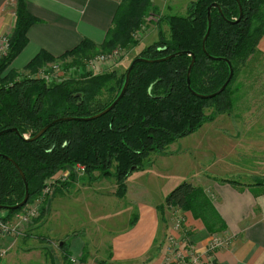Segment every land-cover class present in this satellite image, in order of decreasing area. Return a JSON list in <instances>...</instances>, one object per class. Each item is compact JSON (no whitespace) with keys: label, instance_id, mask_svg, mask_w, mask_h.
Instances as JSON below:
<instances>
[{"label":"trees","instance_id":"1","mask_svg":"<svg viewBox=\"0 0 264 264\" xmlns=\"http://www.w3.org/2000/svg\"><path fill=\"white\" fill-rule=\"evenodd\" d=\"M238 1L242 17L236 24L227 22L239 17L235 0H195L184 16L161 17L157 24L167 26L168 37L160 30L158 41L142 49L131 62L136 58L157 60L179 52L184 54L163 62L137 63L125 94L109 112L91 121L56 124L38 139L29 141L56 119L87 118L105 110L118 96L127 70L120 79H116L115 73L107 72L83 82L68 80L54 86H47L42 80L16 77L17 71L7 70L26 46L28 28L38 23V19L27 12L23 0H15L9 51L0 60V132L17 129L20 135L10 132L0 136V155L10 158L22 171L28 185V202L40 195L58 172L75 166L83 167L90 175L97 172L101 177H114L118 184L116 195L124 196L128 176L143 169L144 160L152 153L165 152L173 143L213 121L215 114L229 112L233 105L231 88L241 69L260 53L259 44L264 36V0ZM213 3L221 7L227 21L212 9L205 49L213 58L229 60L233 76L221 94L200 99L192 95L186 85L191 54L195 57L190 74V87L194 92L214 93L229 75L225 62L211 60L202 51L207 8ZM151 10H156L151 0H120L101 45L83 40L59 57L40 51L23 70L32 73L47 63L68 57L74 59L73 65L80 64L79 59L98 52L132 48L138 44L135 35L145 30L143 18ZM7 82L10 85L3 86ZM211 107L214 114L205 115V109ZM23 197L20 175L0 156V212L5 213L4 221L27 207L26 204L18 210L5 209L20 203ZM165 208L189 212L201 221L208 233L220 235L225 229L209 196L189 182L176 186L167 195L165 206L157 207L160 213ZM134 220L135 216L131 225Z\"/></svg>","mask_w":264,"mask_h":264},{"label":"rangeland","instance_id":"2","mask_svg":"<svg viewBox=\"0 0 264 264\" xmlns=\"http://www.w3.org/2000/svg\"><path fill=\"white\" fill-rule=\"evenodd\" d=\"M164 1L151 0L152 6L156 10L149 11L147 17L143 18L146 23L145 30L138 32L137 36L135 35L138 43L136 46L129 49L117 47L114 51L107 53L98 52L86 59H79L80 64L75 65L72 63L74 59L68 57L62 61L47 63L32 73L45 72L50 74L49 81L45 82L47 86L60 85L68 80L76 83L83 82L91 76L95 77L107 72L115 73L116 79H120L129 67L131 60L142 49L158 41L160 30L164 32L165 37H168L167 26L157 24L160 18L165 15L184 16L189 3L195 0ZM167 5L171 7V11L165 10ZM111 55H115V57L112 58ZM96 56H105L107 61L94 62ZM12 64L7 71L14 69L17 71L15 76L18 78L31 73L16 70ZM52 72L53 74H51ZM16 77L14 81H17ZM9 85L10 83L7 82L3 86ZM231 90H234L233 105L229 112L215 114L213 121L205 123L198 131L173 143L165 152L152 153L143 162L144 170L139 169L137 170L141 171L139 174L131 175V179L128 181L130 187L128 198L120 201L108 200L104 210L96 209L94 206L93 199L96 198V192L90 191L89 198L84 196L82 200L79 196L75 197V194L83 186L90 187L91 183L93 184L97 179L101 185L94 183L92 186L97 188L98 194L110 196L113 188H115L114 192L117 193L118 184L114 177L113 179L112 177H101L97 172L91 175L86 172L74 173L71 169L58 172L53 178L55 183L51 186L49 195L42 196L40 194L31 198L25 209L5 220V224L11 227L13 232L3 233L0 230V264H74L71 259H75L76 264H80L79 258L65 255L63 251H60V246L65 245L62 241L68 242L71 236L76 234L80 235L89 246L91 239L92 244H99L100 246L101 242H107L112 234L117 235L124 232L127 225L132 221V217L137 214V206L132 203L131 199L134 190L144 202H152L159 208L162 205L165 206L167 195L183 182H190L195 185L201 182L200 185H202L206 179L217 178L215 182H219L225 176H231L228 178H231L232 181L239 180L238 182L249 183L252 177L241 172L264 174V142L251 140L255 137L254 130L256 127L251 128L245 122L242 125L240 123L236 125L237 122L234 121L240 120V118L245 120L252 116L264 119V51L261 48L260 53L250 59L248 66L246 65L241 69ZM260 97L262 98L258 100ZM204 112L207 116L213 115L214 109L212 107L207 108ZM224 119L227 121L225 124H223ZM238 130H241L240 137L235 138ZM254 183H256L255 186H264L263 180H255ZM63 191L65 194L70 193V196L68 198L60 196ZM118 198L121 199L122 196ZM87 201L88 204L82 205ZM50 207L51 217L46 224V229L44 228L40 233L32 234L35 230V224L38 223L39 225L40 219L47 215ZM157 207L156 210L158 211ZM33 209H39L38 215H35L34 219L25 222L16 218ZM182 213L175 208H165L162 213L158 211L162 220L165 214L164 224L167 223L169 228L168 231H165L167 232L166 239L167 235L173 232V221L179 217L182 220L179 230L181 232L184 219ZM0 216L5 217V213L0 212ZM168 219L169 223L167 222ZM169 226L171 227L170 233H168ZM48 228L50 231L52 229L49 234H47ZM64 232L66 233L65 237L63 236ZM219 234L227 236L222 232ZM33 235L35 238L28 239ZM178 237L185 243H189L188 239H184L185 236L178 235ZM49 250L51 251L49 252ZM92 255L94 261L102 257L94 253Z\"/></svg>","mask_w":264,"mask_h":264},{"label":"crops","instance_id":"3","mask_svg":"<svg viewBox=\"0 0 264 264\" xmlns=\"http://www.w3.org/2000/svg\"><path fill=\"white\" fill-rule=\"evenodd\" d=\"M14 2L15 0H0V35L9 34L15 23ZM23 2L27 12L38 19V23L28 28L27 44L13 61L12 65L20 71H23L40 51H45L52 57H59L77 47L83 40L97 46L101 45L112 25L120 0H23ZM165 10L171 11V7L167 5ZM260 48L264 51V36L259 44V50ZM225 120L223 124L227 123ZM234 121L237 122L236 125L238 123L242 125L245 122L251 128L256 127L255 137L251 140L264 142V119L252 116L245 120L240 118ZM240 133L241 130H238L235 138L240 137ZM141 171L132 174H139ZM241 173L252 177L253 181L243 183L233 180V182H238V184H233L227 182L232 181L228 178L231 176H225L220 181L218 180L219 182H215L217 178H211L206 179L202 185H200L201 182L197 185L193 184L202 188L209 196L225 224L222 233L231 237L233 241L227 248L220 249L206 258V264H264V186H255L256 183H254L255 180L264 181V174ZM131 175L125 181L126 193L121 199L114 192L115 188L110 196L98 194L97 188L92 186L94 183L101 185L97 178L90 187L83 186L81 190H78L75 197L79 196L81 200L84 196L89 198V192L94 191L96 192V198L93 199L95 208L104 210L108 200L120 201L128 198L130 193L128 181ZM60 196L68 198L70 193L65 194L63 191ZM131 199L132 203L137 206V214L134 215L136 221L132 225H127L124 232L117 235L112 234L108 241L101 242L100 246L92 244L90 237L89 246L80 235L75 234L68 242L62 241L65 245L60 244L62 246H60V251H63L65 255L79 258L80 264H163L167 249V232L165 231L169 229L167 223L164 224L165 214L164 219L161 220L156 204L144 202L136 190ZM86 203L88 204V201L82 205ZM49 210L51 211V207L47 215L40 219L39 225L35 224L32 234L42 232L47 226L51 217ZM182 215L183 228L181 232L175 233L176 236L183 235L190 244L204 249L212 233H208L201 221L194 219L189 212H183ZM167 222L169 223V219ZM51 231L48 228L47 234ZM170 232L171 227L168 233ZM65 235L64 232L63 236ZM30 238H35V236L28 239ZM92 253L102 257L94 261Z\"/></svg>","mask_w":264,"mask_h":264},{"label":"built area","instance_id":"4","mask_svg":"<svg viewBox=\"0 0 264 264\" xmlns=\"http://www.w3.org/2000/svg\"><path fill=\"white\" fill-rule=\"evenodd\" d=\"M138 35V34H137ZM136 35V36H137ZM10 45V37L9 34L0 35V60L7 56ZM112 56V55H111ZM115 55L112 56L114 58ZM107 58L105 56H96L94 62H105ZM48 72V70H46ZM50 73V72H49ZM53 74V72L51 73ZM23 77L27 79H37L42 80L43 82L49 81L50 74L41 72V73H29L25 74ZM74 173L85 172V169L81 166H75L72 168ZM55 182L50 181L42 190L41 195H49L51 186H53ZM50 192V193H49ZM39 209H33L30 211H26L20 217H16L22 221H29L34 219L35 215H38ZM176 220V221H175ZM173 221L172 233L167 235V250L164 258L163 264H206L207 259L210 255L214 254L216 251L227 248L232 243V238L229 236H223L218 234H213L210 236L209 241L204 249L197 248L196 245L185 243V241L181 240L178 236H176V232L179 233L181 218H177ZM0 227L1 231L4 233H11V227L5 224L2 216H0ZM205 258V259H204ZM72 263L76 264L77 261L75 259H71Z\"/></svg>","mask_w":264,"mask_h":264},{"label":"water","instance_id":"5","mask_svg":"<svg viewBox=\"0 0 264 264\" xmlns=\"http://www.w3.org/2000/svg\"><path fill=\"white\" fill-rule=\"evenodd\" d=\"M237 6H238V10H239V17L234 20L233 22L231 21H227L224 16H223V12H222V9L221 7L216 4V3H213L211 4L208 8H207V31L203 37V40H202V51L205 53V55L211 59V60H214V61H223L225 62L228 67H229V75H228V78L226 79V81L224 82V84L214 93H211V94H208V95H201V94H198L196 92H194L191 87H190V74H191V71H192V68L194 66V63H195V57L194 55H190L191 56V61H190V64L188 66V69H187V73H186V85H187V89L191 92L192 95H194L195 97H198L200 99H211V98H214L215 96H218L219 94H221L226 86L228 85V83L230 82L232 76H233V69L230 65V62L229 60L225 59V58H213L212 56H210L207 52H206V49H205V42H206V39L209 35V32H210V28H211V11L212 9H216L219 13V15L225 20L227 21L228 23H231V24H236L240 21L241 17H242V7L239 3L238 0H235ZM184 53L182 52H179V53H175V54H172V55H169L167 57H164V58H161V59H157V60H146V59H143V58H136L134 59L126 73H125V77H124V82H123V86L118 94V96L115 98V100L111 103V105L109 107H107L105 110L101 111L100 113L96 114V115H93L91 117H87V118H70V117H66V118H60V119H56L54 120L53 122H51L50 124L46 125L43 129H41L34 137L28 139L29 141H34L36 139H38L39 137H41L50 127L56 125V124H59V123H63V122H69V121H91V120H94V119H97L101 116H103L104 114H106L107 112H109L111 109L114 108V106L119 102V100L123 97V95L125 94L126 92V89L128 87V84H129V79H130V74L134 68V66L137 64V63H140V62H147V63H157V62H163V61H167L171 58H174L175 56H179V55H182ZM10 132H13V133H16L17 135H20L18 130L17 129H8V130H4V131H1L0 132V136L6 134V133H10ZM27 137H24V140H26ZM2 156L4 159H6L7 161H9L13 166L14 168L17 170L18 174L20 175L21 177V180L23 182V185H24V197L22 199V201L14 206H10V207H5V209H8V210H18L22 207H24L27 202H28V198H29V192H28V185H27V182H26V179L22 173V171L19 169V167L16 165V163H14L10 158H8L7 156L5 155H0Z\"/></svg>","mask_w":264,"mask_h":264}]
</instances>
